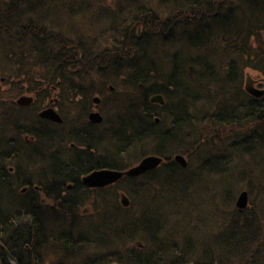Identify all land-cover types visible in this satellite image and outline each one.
I'll return each mask as SVG.
<instances>
[{
	"label": "trees",
	"instance_id": "trees-1",
	"mask_svg": "<svg viewBox=\"0 0 264 264\" xmlns=\"http://www.w3.org/2000/svg\"><path fill=\"white\" fill-rule=\"evenodd\" d=\"M75 16L100 27L77 25ZM0 58L8 80L46 72L80 109L96 96L118 109L105 119L100 108L103 122L86 138L95 153L65 164L62 148L48 149L46 163L42 150L21 149L16 174L0 165V242L17 264H264V209L234 204L237 180L264 202V164L258 180L240 170L225 186L221 178L232 168L227 148L239 157L264 149V96L243 89L246 69L264 75V0H0ZM154 94L164 104L151 102ZM146 155L164 161L80 199L39 205L21 192L29 159L48 168V187L59 190L81 184L84 172L75 171L86 161L122 170ZM208 176L216 185L206 189L216 210L209 220L193 197ZM121 192L131 198L126 207ZM0 264H14L1 248Z\"/></svg>",
	"mask_w": 264,
	"mask_h": 264
},
{
	"label": "flooded vegetation",
	"instance_id": "flooded-vegetation-1",
	"mask_svg": "<svg viewBox=\"0 0 264 264\" xmlns=\"http://www.w3.org/2000/svg\"><path fill=\"white\" fill-rule=\"evenodd\" d=\"M2 76V82L6 80L7 87L11 86L14 93L12 96L0 97V158L4 160L0 163L1 169L16 174V171L22 168L21 163L16 160L24 159V156L20 155L21 149H30L32 155H36L34 152L42 150L39 153L45 155L46 159L44 160L41 155H39L41 158H38L48 163V149L56 151L62 148L64 151L60 154L64 155L62 157L66 160L65 164L68 161L79 159L80 156L88 152L91 146L89 143L92 140H86V138L94 139L95 133H97L95 128L103 122L102 113L98 108L101 99L98 102L93 101L90 110H86V108L82 110L80 104L66 101L67 99L63 97L64 90L59 91L55 85L48 83V73L46 72H16L11 78L12 80L7 79L8 75ZM70 91L72 92V90ZM73 93L79 95L81 91L76 89ZM78 97V100L81 101V95ZM71 104L73 106H70ZM65 106L68 107L64 109ZM51 107L55 109L61 120L48 117V108ZM96 112L102 117L101 121L91 118L90 114ZM90 150L95 153L93 149ZM11 161L18 167L8 164ZM29 164L32 166L31 169L28 168L30 176L23 178V181L20 182L21 192L27 193L32 202L38 201L39 205L49 206H54L56 202H68L65 199L68 194V196L73 195L80 199L82 198L81 193L86 189L100 188H87L82 183V177L95 170L105 168H95L86 161V165L82 169L75 171L77 175L84 172L78 177L80 185L68 182L61 184L58 187L62 188L56 190L48 187V168L40 166L39 161H31V159L27 161L26 165ZM90 198L93 199L91 196ZM85 204L89 205L87 203L83 205ZM81 210L86 212L90 209L86 206ZM2 246L6 248L0 242V248L3 250Z\"/></svg>",
	"mask_w": 264,
	"mask_h": 264
},
{
	"label": "rangeland",
	"instance_id": "rangeland-1",
	"mask_svg": "<svg viewBox=\"0 0 264 264\" xmlns=\"http://www.w3.org/2000/svg\"><path fill=\"white\" fill-rule=\"evenodd\" d=\"M61 19L65 20V21H68L69 17H67V14H66ZM71 20L74 23H76L77 25H80L82 27H84V26L85 27H87V26L88 27H93V26L94 27H96V26L100 27V25L98 23H96L94 21H91V20H89L88 18H85V17H81L80 18L79 16H77V17L75 16ZM91 22H92V25H91ZM2 63H3L2 62V58H0V97L12 96V94L14 93L12 87H7L6 80L2 82V80H3L2 79V77H3L2 75H8V72H6L5 68L2 66L3 65ZM246 72H248L253 79L257 80L256 87L264 88V75L263 74H260L258 71L251 70V69H246L244 71V73H246ZM243 82L245 83V78H243ZM104 96H105V91H103V97ZM100 104H101V107L98 106V108H101V111H103V113H104L103 115H104L105 119H107L106 117H108L111 112L114 113L115 111L118 110L114 105H109L108 106L107 102H104V104H102L100 102ZM70 106H73V105L71 104ZM67 107L68 106H65L64 109H66ZM252 129H253V127H252ZM233 130L238 131V133L240 131H242V132L245 131V130H242L240 127L236 128V129L234 128ZM246 135H248V132H247V134H246V132L243 133V137L246 136ZM208 140H210V142H211V139H208ZM237 140H239V138ZM113 142H114V139L110 138L109 139V146ZM215 142H216V140H215ZM227 145H228V143H227ZM247 145H250V141L246 142L243 146H247ZM112 146H113V144H112ZM219 146L221 147V142L218 140L216 142L215 150H218ZM226 153H227V155L224 156L225 158H223V159H225L226 162H228V163H226V167L231 166L233 169L230 168L229 170L226 171V173H224L221 176L222 181H223V183H222L223 186H225L226 184H228L230 182L229 181V177L230 176H236V175L238 176V174H239L238 171L239 170L240 171H248L250 173H254V175L257 174L258 175L257 180L259 179V173L263 169L262 165L264 164V150L259 149L253 155L241 153V157H239L237 153H233L232 154V152L228 148H227ZM198 164H199V162L194 160L191 163V170L197 169L198 168ZM214 180L215 179L213 177L208 176V177H205L202 180L201 183H196L195 188H196L197 191L194 190V195H193V197L195 199L194 202H196V204L198 206H200L199 210L204 215L202 217H205L208 220H209V218L211 216L216 215L214 213V212H216V210L214 209V206H212L213 204H211V200H209V197H208L209 193H206V189H207L208 185L211 186ZM230 180H231V178H230ZM214 188H216L215 183H213V185L211 186V191L214 190ZM234 189H238L236 194H235V199H234V204H235L238 194L242 190H245L244 181L243 180H241V181L237 180L236 184L234 185ZM262 195L263 194H255V195L253 194V196H250L248 194V206H247L248 208L247 209L255 208L254 207L255 204H256L257 207L259 206V207H262L264 209V202H262V199H261ZM129 199L131 200V198H129ZM119 201H120V199H119ZM212 202L215 203L213 200H212ZM216 204H217V202H216ZM86 206H88V209H91V207L89 205H86V204L81 206V209H83V207H86ZM255 212L257 213V209L256 208H255ZM242 220H245V217H243ZM205 225L206 226L209 225V222L207 224H205ZM212 231H214V230H212ZM134 243L137 244V245H140V246L142 245V244H138V242H134ZM134 243L132 245H135Z\"/></svg>",
	"mask_w": 264,
	"mask_h": 264
},
{
	"label": "water",
	"instance_id": "water-1",
	"mask_svg": "<svg viewBox=\"0 0 264 264\" xmlns=\"http://www.w3.org/2000/svg\"><path fill=\"white\" fill-rule=\"evenodd\" d=\"M256 82L257 80L253 79L248 72H246L245 76V85L244 88L246 92L253 96L260 98L264 95V88H259L256 87ZM24 98V97H22ZM25 99V98H24ZM95 102H98V98H94ZM150 101L154 103H163L162 95L160 94H154L150 97ZM91 118L95 121H101L102 117L100 116L99 113H91L90 114ZM48 117L55 119V120H60V116L57 114L56 111L52 109H48ZM158 120V119H156ZM173 159L178 162L182 167L187 166V160L185 157L177 153L173 156ZM162 162V158L156 155H146L144 156L136 165H133L127 169L123 170H118V169H100V170H95L85 176H83V182L86 186L88 187H104L110 184L116 183L119 179H121L124 176H139L149 170H152L156 168L160 163ZM120 202L123 206H128L130 203L129 198L121 193L120 194ZM248 204V194L247 191L243 190L239 193L237 200H236V206L242 210L247 207ZM3 250L5 253H7L9 259L15 263L14 258L8 253L6 248L2 246Z\"/></svg>",
	"mask_w": 264,
	"mask_h": 264
},
{
	"label": "bare ground",
	"instance_id": "bare-ground-1",
	"mask_svg": "<svg viewBox=\"0 0 264 264\" xmlns=\"http://www.w3.org/2000/svg\"><path fill=\"white\" fill-rule=\"evenodd\" d=\"M28 59H32L33 58V56H29V57H27ZM3 66V65H2ZM13 67H17L16 65L15 66H13ZM245 76H246V73H244V78H245ZM244 82H243V89H244V91L246 92V90H245V88H244ZM264 96V95H263ZM262 96V97H263ZM97 97V96H96ZM94 98L95 97H93V101L95 102V100H94ZM98 99H99V97H97ZM241 98H242V96H241ZM162 99H163V96H162ZM99 101V100H98ZM162 104H164V99H163V103ZM48 109H52V110H54L55 111V109L54 108H48ZM61 120V119H60ZM262 150H264V149H262ZM157 156V155H156ZM160 157V156H159ZM162 158V157H161ZM164 161V158H162V162ZM161 162V163H162ZM137 163H135V164H133V165H136ZM132 165V166H133ZM131 167V166H130ZM129 168V167H128ZM127 169V168H126ZM123 170V169H122ZM150 171V170H149ZM148 172V171H147ZM146 173V172H145ZM144 174V173H143ZM142 175V174H141ZM140 176V175H139ZM137 177V176H136ZM120 180V179H119ZM82 183L84 184V182L82 181ZM115 184V183H114ZM85 185V184H84ZM110 185H112V184H110ZM86 186V185H85ZM107 186H109V185H107ZM87 188H89L88 186H86ZM104 187H106V186H104ZM91 188V187H90ZM243 191V190H242ZM245 191H247V190H245ZM83 193V195H87V193L89 194V192H82ZM81 193V194H82ZM121 193H123V194H125L124 192H121ZM120 193V194H121ZM247 194H248V192H247ZM239 195V194H238ZM238 197V196H237ZM119 199H120V197H119ZM237 199V198H236ZM31 201V200H30ZM121 203V202H120ZM236 204V203H235ZM123 206V205H122ZM247 206H248V204H247ZM124 207H126V206H124ZM15 263L17 264V262L15 261Z\"/></svg>",
	"mask_w": 264,
	"mask_h": 264
}]
</instances>
